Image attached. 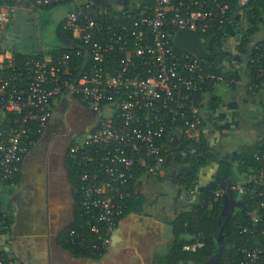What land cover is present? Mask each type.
<instances>
[{
    "label": "built area",
    "instance_id": "built-area-1",
    "mask_svg": "<svg viewBox=\"0 0 264 264\" xmlns=\"http://www.w3.org/2000/svg\"><path fill=\"white\" fill-rule=\"evenodd\" d=\"M100 1L35 0L32 9L74 3L61 22L74 46L57 58L23 60L3 44L13 7L0 5V199L15 185L53 111L61 101L78 98L94 120L83 132L85 139L78 141L79 134L68 151L77 183L74 191L87 215V228L97 234L93 247L105 254L125 214V202L119 198L126 187L132 182L133 190L141 176L163 172L166 137L180 129L179 121L187 126L180 129L184 134L193 133L196 140L202 136L198 99L209 91V82L214 86L226 81L203 60L179 51L173 43L176 31L189 26L202 36L211 31L226 35L235 13L243 15V6L251 0ZM260 70L256 79L261 80L249 86L252 90L264 82V68ZM243 170L241 194L263 196L243 232L250 229L263 239L245 248L235 264H264V141ZM212 193L220 195L222 189ZM5 212L0 207V264H20L10 250L12 223H7ZM83 234L72 229L70 241ZM204 246L197 239L185 249Z\"/></svg>",
    "mask_w": 264,
    "mask_h": 264
},
{
    "label": "crops",
    "instance_id": "crops-1",
    "mask_svg": "<svg viewBox=\"0 0 264 264\" xmlns=\"http://www.w3.org/2000/svg\"><path fill=\"white\" fill-rule=\"evenodd\" d=\"M96 2L102 1L96 0ZM12 7V12L15 8L22 9L16 4ZM55 7H51L49 12ZM66 14L63 15L62 19ZM245 17V14L240 17L242 24ZM231 38L237 37L230 36L226 40ZM263 40L264 24L260 23L257 25L256 32L250 36L247 51L241 53V59L234 58L223 61L222 71L224 76L227 75L225 76L226 81L215 84L212 90H209L202 97L199 110L201 119L204 121L202 124L203 134L208 146L215 153V157L207 159L200 167L193 184H187L182 179L185 174L192 170L193 165L188 157L194 152V148L191 146L181 148L182 139L186 135L180 129L171 130L166 137L168 152L167 163L163 172L156 176H141L134 183V194L145 199L144 211L140 213L131 212L121 218L117 242L120 251L117 253V262L122 259L124 252L129 251L131 254L138 255L142 263V255L148 251L150 246V253L153 255L154 264H156V253L160 255V252L168 251L173 243L175 219L183 213L191 211L201 202L200 187H204L216 179L221 160H224L226 156H230L231 159V155H234L233 163H231L232 169L235 172L237 168L236 173L238 175L235 176L239 178L243 169L241 165H237V162L242 160V152L258 146L261 141H264V82L258 83V87L254 90L249 88L255 79L250 64L251 51L258 42ZM12 191L10 188L1 193L5 211L11 208ZM61 230H57L54 236V242L56 241L58 244L57 254L66 252L68 257L86 258L87 264H105L103 263V256L99 259L77 257L63 249L57 242ZM180 237L186 240L196 238L190 232H183ZM164 246L167 249H164ZM47 257L48 259L44 260L43 264H48L50 261L51 264L57 263L53 261L55 256L50 250Z\"/></svg>",
    "mask_w": 264,
    "mask_h": 264
},
{
    "label": "trees",
    "instance_id": "trees-1",
    "mask_svg": "<svg viewBox=\"0 0 264 264\" xmlns=\"http://www.w3.org/2000/svg\"><path fill=\"white\" fill-rule=\"evenodd\" d=\"M35 0H30V3L33 4ZM8 4L11 7L15 5L12 0L7 2L0 0V5ZM53 6H47L41 9H44L46 12H49ZM39 9V7H35ZM243 14L246 15L245 18L249 19V22L252 23V27L248 28L245 33L238 31L237 26L240 23L241 14L235 13L233 17V22L228 24L227 33L223 35L222 33H216V31L208 32L203 34L204 38L208 41L209 48L211 53L203 61L210 70L217 74L224 76L222 71V63L228 57V54L223 51V40L228 39L230 36L238 37L240 36L239 42V52L245 53L247 51V46L250 43V36L256 32L257 25L260 23L264 24V0H251L246 5L243 6ZM240 27V25H239ZM58 38L60 44L55 45L54 48L48 53H38V54H29L20 51H14L15 57L18 60L28 59L34 57L36 59H43L46 55H52L57 58L62 55L63 52L71 51L74 46V41L71 37V33L65 32L61 29V24L58 28ZM238 59H241L240 56H237ZM251 66L253 68V76L255 79L253 83L261 80L256 79V76L260 74L261 68H264V40L258 42L257 46H254L251 51ZM225 76H227L225 74ZM213 82L208 83V89L212 90ZM202 103V98L198 99L199 106ZM186 115L190 120L191 117L186 112ZM204 124V121L201 120L200 125ZM177 126L184 130L186 129L185 122L179 121ZM185 133V132H184ZM186 137H183L181 148H186L191 146L194 148V152L189 155V161L192 163V170L190 173L185 174L182 179L183 182L187 184H193V181L196 180V173H198L200 167L205 163L209 158H214L215 153L208 146L204 134L196 140L193 138V133L185 134ZM258 146L248 148L242 152V169L253 163V153L256 151ZM230 156H226L224 160H221V166L219 174L216 175V179L210 182L204 187H200L202 192V199L199 204H197L191 211H187L180 215L174 221V240L168 251L164 252L163 255L158 257L159 264H200L208 260L213 256L218 248V241L216 237V231L218 227V219L223 208V198L222 194L216 195L212 193V190L221 189V184L230 176H233V181L237 182L238 177L235 176V172L232 169V164L229 161ZM69 168V173L71 176L73 187H77V183L73 177V164L71 159L67 161ZM138 176V175H137ZM181 179V180H182ZM132 182L126 187L125 196L119 198V202H125L123 208L125 214L131 212H143L144 211V202L145 199L142 196L135 195L132 190ZM197 185V183H195ZM131 186V187H130ZM264 192V189L261 190ZM245 206H242L229 217L225 224L224 229V240L225 247L221 250V259L218 264H235L240 261L243 257V251L245 248L254 247V242L256 240H262L258 233L252 234L250 229L243 232L244 228H249L251 226V214L250 212L257 206H260L263 196L260 192L257 193H245L240 194ZM75 198V212L74 220L64 229L60 231V234L57 237V242L61 245L63 249L70 252L73 256H84L90 257L93 259H99L104 255V250H99L93 247V244L96 240V233L90 231L87 228L86 220L87 215L84 214L81 205L78 202L77 194L74 191ZM0 207L3 208V200L0 199ZM264 210V208H262ZM5 219L7 223L11 225L12 219L10 215L5 212ZM82 225V226H81ZM264 225V224H263ZM80 227H82L80 229ZM72 229H78L83 231V236H80L76 239L75 242L70 241V232ZM190 232L194 234L196 238L192 240H186L181 238V233ZM200 239L205 242V246L198 248L194 251L186 250L185 247L192 242ZM103 251V252H101ZM20 264H24L19 261Z\"/></svg>",
    "mask_w": 264,
    "mask_h": 264
},
{
    "label": "water",
    "instance_id": "water-1",
    "mask_svg": "<svg viewBox=\"0 0 264 264\" xmlns=\"http://www.w3.org/2000/svg\"><path fill=\"white\" fill-rule=\"evenodd\" d=\"M18 7L24 8L30 6L29 0H12ZM174 46L182 52L189 53L195 58L205 60L207 56L210 55L211 50L209 48L208 41L204 38L197 29L191 28L189 26L179 28L173 38ZM68 101H61L52 114L50 124H55L57 119H60L65 111V108L61 107V104ZM73 105L80 107H86L85 104L78 98L73 99ZM69 103V102H68ZM234 155H231L230 162L233 163ZM236 182L233 181V176L230 175L222 184V198H223V208L218 219V227L216 231L217 241L219 243L216 253L211 256L208 260L201 262L200 264H218L222 255L221 250L225 247L226 243L224 240V229L225 224L229 217L236 211V209L245 206V203L241 197L233 195V189H235ZM71 184V185H70ZM70 187L68 190L69 199L68 205L65 208L58 207L59 214L54 215L46 220L43 214H30L28 209H24L27 218L19 219L15 221L12 227V244L11 251L20 259L24 264H43L44 260L48 259V251L54 253L53 261L57 262L55 264H87V259L68 257L65 253H59L54 242L55 232L59 229H63L66 225H69L74 218L75 212V202L73 201L74 187L72 183H69ZM54 205V204H53ZM52 205V208H53ZM48 206V205H47ZM39 207V206H38ZM41 207V206H40ZM46 208V207H44ZM57 209V208H56ZM24 215V214H23ZM121 220L119 222V225ZM114 230L112 234L111 243L103 255L105 264H115L117 262V253L120 251L118 247V239L120 234V227ZM167 249V247H163ZM150 246L148 251L144 252L142 255L143 262L141 263V258L138 255L131 254V252H124L122 259L117 262V264H154L153 255L150 253ZM86 260V261H85ZM51 264V261L50 263Z\"/></svg>",
    "mask_w": 264,
    "mask_h": 264
},
{
    "label": "flooded vegetation",
    "instance_id": "flooded-vegetation-1",
    "mask_svg": "<svg viewBox=\"0 0 264 264\" xmlns=\"http://www.w3.org/2000/svg\"><path fill=\"white\" fill-rule=\"evenodd\" d=\"M70 105L68 102L61 104L62 108H67L63 116L53 125L49 122L45 132L39 136L26 155L18 180L11 188L13 190L11 208L6 211L12 220L13 216L16 221L22 216L28 217L23 206L30 214L45 215L47 221L54 213L57 215L60 213L59 206L67 207L70 200L68 190L71 184L69 183H72L67 165V161L70 160L68 151L74 139L86 130L90 121L94 120L93 112L88 107L74 105L76 108L73 109V105ZM73 201L75 202L74 196ZM14 223L15 221H12V227Z\"/></svg>",
    "mask_w": 264,
    "mask_h": 264
},
{
    "label": "rangeland",
    "instance_id": "rangeland-1",
    "mask_svg": "<svg viewBox=\"0 0 264 264\" xmlns=\"http://www.w3.org/2000/svg\"><path fill=\"white\" fill-rule=\"evenodd\" d=\"M73 7L74 3L68 2L56 6L50 12H46L44 9H32L31 6H29V8L22 9L15 8L14 12H10L9 14L10 20L8 26L5 29V40L3 42L4 46L7 45L10 51L16 50L24 53L28 51L27 53H32L34 55L38 53L48 54L55 45L60 44L58 38L59 22L62 19L63 15ZM239 25L237 26V28L238 31L242 34L245 33L248 28L252 27V24L250 25L248 18H244L243 24ZM240 40V36H238L237 38H231L228 41L226 39L223 40V51L228 54V57L226 59H237V56L241 55V53L239 52ZM70 104L73 105V102H71ZM58 107L60 106L58 105ZM75 108L76 107H74L73 105V109ZM66 110L67 108L65 109V111ZM85 137V133L79 135L78 141L85 139ZM237 165L242 166V161H238ZM236 169L235 175H238L236 173ZM242 175L243 173H240L237 185H235L236 188L232 191L233 195L235 196H239L242 193V190H245L243 186L244 179L242 178ZM14 221H16V218L13 216V222ZM259 242L260 240H256L254 242V245ZM186 250H189L188 247L186 248ZM160 253L162 254L164 253V251ZM156 254L157 255H155V263L159 264L158 257L161 256V254Z\"/></svg>",
    "mask_w": 264,
    "mask_h": 264
}]
</instances>
